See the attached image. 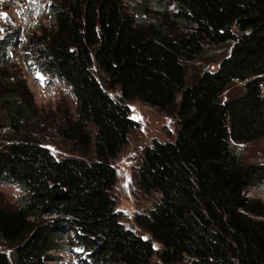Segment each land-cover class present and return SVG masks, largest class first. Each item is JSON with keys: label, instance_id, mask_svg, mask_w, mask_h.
Segmentation results:
<instances>
[{"label": "trees", "instance_id": "16d2710c", "mask_svg": "<svg viewBox=\"0 0 264 264\" xmlns=\"http://www.w3.org/2000/svg\"><path fill=\"white\" fill-rule=\"evenodd\" d=\"M149 1L162 20L148 25ZM176 2L171 12L167 0L49 5L52 25L31 47L34 65L70 88L77 110L61 137L95 159H59L41 140L48 122L27 82L8 70L20 36L12 29L0 38V126L21 134L35 125V137L0 148V182L22 191L18 206L0 201V239L11 247L0 250V264H51L52 251L76 246L90 264H152L156 253L164 264H264V203L245 193L264 186V162L244 165L232 149L264 137V0ZM205 41L231 51L189 84L185 62ZM94 62L108 77L97 78ZM236 80L244 92L221 102ZM130 100L177 125L173 139L146 146L138 171L139 185L159 194L135 215L148 239L121 222L112 192L113 160L140 125Z\"/></svg>", "mask_w": 264, "mask_h": 264}, {"label": "rangeland", "instance_id": "374dc122", "mask_svg": "<svg viewBox=\"0 0 264 264\" xmlns=\"http://www.w3.org/2000/svg\"><path fill=\"white\" fill-rule=\"evenodd\" d=\"M53 0H0V38L8 31L15 29L20 36L17 40L14 59L8 65L9 72H14L27 82V86L34 94L43 120L48 122L45 129L46 135L42 140L59 159L66 156H82L87 159H95L92 149H81L73 146L71 142L61 137V130L66 126L68 118H75L77 103L72 92L62 81L53 79L43 74L34 65L31 47L35 39L41 35L42 27H51L52 17L49 13V5ZM167 9H177L176 0H167ZM154 4L149 1L146 9L150 13H141L145 18L144 23L150 24V18L162 20V16L155 12ZM133 8V6H132ZM139 14V13H137ZM146 14V15H145ZM232 44L213 45L208 41L204 43L203 52L195 60L185 62L187 82L193 83L198 75L206 69H214L219 62L231 51ZM92 69L99 80L108 77L106 73L94 62ZM17 75V76H18ZM246 82L234 81L220 97L225 102L235 96L241 95L245 90ZM264 94V81L262 85ZM116 98L120 97V90H109ZM131 108V117L139 121L140 125L129 136L127 144L121 149L113 160L117 169V183L113 188V196L116 200V210L120 212L121 222L136 233L146 237L147 233L135 220L139 212L148 213L159 199L157 192L148 193L138 183V171L146 146L153 139L171 140L177 131L174 116L160 111L139 100L127 101ZM35 126V125H34ZM32 126L30 129H33ZM15 134L7 126H0V148H6L14 140L24 136L35 137L30 132ZM86 130L91 129L85 128ZM37 138V137H36ZM40 139V137L38 138ZM232 149L238 154L242 163L264 162V137L246 143H232ZM250 199H259L264 203V186L260 189H249L245 192ZM22 191L17 185L0 182V201L10 206H18ZM150 237V235H149ZM155 241V240H154ZM158 250L161 244L154 242ZM0 250L11 251V247L0 239ZM52 256L59 259L51 260V264H90L86 261L81 248L76 246L71 252L52 251ZM84 255V256H83ZM82 260V261H80ZM84 260V261H83ZM152 264H164L159 254H155ZM176 264H187L180 262Z\"/></svg>", "mask_w": 264, "mask_h": 264}, {"label": "water", "instance_id": "95a60500", "mask_svg": "<svg viewBox=\"0 0 264 264\" xmlns=\"http://www.w3.org/2000/svg\"><path fill=\"white\" fill-rule=\"evenodd\" d=\"M146 238L148 239L149 238V235H146ZM157 245L155 244L154 247H156Z\"/></svg>", "mask_w": 264, "mask_h": 264}, {"label": "bare ground", "instance_id": "6f19581e", "mask_svg": "<svg viewBox=\"0 0 264 264\" xmlns=\"http://www.w3.org/2000/svg\"><path fill=\"white\" fill-rule=\"evenodd\" d=\"M147 239V238H146Z\"/></svg>", "mask_w": 264, "mask_h": 264}]
</instances>
